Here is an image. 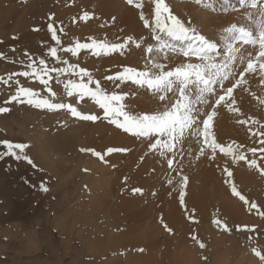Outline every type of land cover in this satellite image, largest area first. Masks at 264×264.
<instances>
[{"label":"rangeland","instance_id":"1","mask_svg":"<svg viewBox=\"0 0 264 264\" xmlns=\"http://www.w3.org/2000/svg\"><path fill=\"white\" fill-rule=\"evenodd\" d=\"M120 1L136 9L128 4L127 0ZM142 2L151 6L149 0ZM165 2L173 14L188 20L185 12L177 13L179 11L172 6L170 0ZM85 10L93 13L95 18L89 21L81 20ZM115 10V15L106 12L96 0H0V107L10 109L6 113H0V140L27 143L29 148L25 151L36 165L33 167L27 161L15 160L11 156L0 159V264H108L114 258L119 260L118 263L112 264H126L124 262L130 259L133 253H137L135 248H126L122 242H118L117 246L105 247L106 238L119 234L128 213L135 217V208L139 205L148 209L153 205V198L158 197L169 185L168 180L172 172L169 174V170L165 172L166 170L162 169L164 161L145 162L147 156L139 155H145L143 149L147 148L146 142L133 137L134 141L131 143L118 142L114 135L111 138L109 132L116 129L115 126L107 121H81L64 111L48 113L27 105L8 103L10 96L15 93L16 85L14 79L8 83L4 81L8 80L10 74L24 70L18 61L26 59L25 52L36 58L47 59L49 65L54 63L48 56V47L55 46L47 27L49 23L55 21L53 27L57 29L64 47L74 44L77 40L88 42L89 37L116 42L120 38H126L127 33L118 37L116 31L112 34L105 32L108 26L112 29L118 28L117 21L122 10L119 6ZM49 14H52L51 19ZM61 28L63 31H60ZM58 55L70 63L86 67L94 79L100 80L102 86L108 90H113L114 86L106 82L105 77L127 66L122 65L124 63L120 67L113 66V60L115 61L118 54H113L115 58L113 57L111 65L106 62L107 56L96 57L85 52H81L77 57H72L70 53ZM121 59L125 60V57L122 56ZM19 79L24 86L47 94L38 81L23 77ZM52 87L57 93V102L74 103L78 110L85 114L102 116L98 105L89 98L77 97L74 100L67 97L63 83L57 85L52 81ZM128 88L129 86L124 91ZM51 136L55 141L53 151L48 144V138H52ZM109 147H126L129 151L108 153ZM254 147H259L258 138ZM81 148L101 152L105 157L104 161L91 152H82ZM4 151L6 148L0 145V152ZM217 154L219 157H225L219 150ZM246 154L249 159L255 158L257 164L264 167V157L259 152L255 157L251 152ZM227 158L232 165L233 175L230 183L227 174L219 173L218 179L228 196L241 203L243 214L232 216V219L226 212V206L229 205L225 202V192L216 197V184L214 186L213 179L205 175L199 179H195L194 175L188 178L190 184L187 183L184 188L186 200L185 206L182 205L185 209H180L179 203L173 208V218L176 219L177 213H181L185 216L186 226H168L164 221L166 213H152L151 218L158 219L154 222L159 225L157 227L160 232H178V235L187 236V246L193 250L192 254L197 255L196 260L192 258L193 264H259V258L254 255L252 249L255 247L264 251V216L258 214L264 211V174L259 168L249 167L245 162L232 163L231 159ZM240 169L248 175V181L240 182L237 177ZM154 184H158V187L154 195H151L149 193H152ZM231 184H235L247 200L260 207L249 211L248 206L232 193ZM41 185L47 186L49 191H42ZM191 185L196 201H200L198 206L187 202ZM197 186L199 187L195 189ZM136 187L143 188L144 193L140 195L133 192L132 189ZM178 188L180 189V186ZM219 197L225 199L224 202H219ZM233 201L228 204H233ZM116 210L117 212H114ZM228 210L230 211V208ZM215 219L227 222L231 231H223L213 223ZM161 221L163 225L160 224ZM168 228L172 231L169 232ZM183 242H180L182 247L185 246ZM199 242H203L205 247H199ZM175 250L173 251L171 246V252L166 253L169 260L167 259L165 264H176ZM214 253L215 259L212 256ZM190 255L191 252L188 253V259L191 258Z\"/></svg>","mask_w":264,"mask_h":264},{"label":"snow or ice","instance_id":"2","mask_svg":"<svg viewBox=\"0 0 264 264\" xmlns=\"http://www.w3.org/2000/svg\"><path fill=\"white\" fill-rule=\"evenodd\" d=\"M127 2L140 10L139 19L147 31V37L135 38L129 35L116 42L89 37L88 42L77 40L74 44L64 47L57 29L53 27L55 21H52L47 27L55 46L48 47V56L54 63L49 65L47 59L36 58L25 52L26 59L18 61L24 70L10 74L8 80L4 81L8 83L14 79L16 85L15 93L10 96L8 103L27 105L48 113L64 111L81 121L105 120L124 134L145 141L148 152L158 153L166 162L169 174L181 171L185 155H192L191 149L186 151L185 148L190 140L199 146V157L210 154L215 159L219 150L225 157H229L232 163L245 162L249 167L259 168L264 174V167L258 165L255 158L249 159L246 154L251 152L255 157L259 152L264 157V131H253V126L264 127L259 120L249 117L238 121L248 124L251 135L258 137V148L244 150L243 145L219 143L213 132L214 118L221 107L233 114H241L235 93L237 89L247 85L248 74L259 73L260 81L264 83V0H238V8L232 6L231 9H224L225 13L229 10H243L241 14L245 23L233 22L221 29L219 36L226 44V50L221 53H217L218 42L208 36L202 26H195L191 20L173 14L165 0H149L152 7L147 15L142 0ZM223 2L229 4V0ZM196 3L212 8L211 3L206 4L205 0H196ZM51 16L52 14H49V19ZM93 18L94 14L88 10L80 17L83 21ZM15 38L14 36L13 39ZM133 46L147 53L144 63L142 66H124L113 75L105 77V81L114 86L113 90L102 86L101 81L94 79L86 67L70 63L58 55L70 53L72 57H77L81 52L96 57L124 55ZM246 46H251V49ZM20 77L38 81L47 94L24 86ZM52 81L57 85L63 83L67 97L74 100L77 97H87L94 101L102 116L85 114L78 110L74 103L57 102V93L53 91ZM122 86H129L128 91H123ZM140 90L150 93L157 100L159 107L143 113L130 108L126 99L137 95ZM8 111V107H0V113ZM0 145L6 148V151L0 152V159L11 156L15 160L23 159L33 167L36 166L25 151L29 148L27 143H13L4 139L0 140ZM81 151L91 152L101 161L105 159L101 152L94 149L81 148ZM128 151L126 147L107 149L108 153ZM223 171L230 183L232 171L227 167ZM168 183L171 184L172 179H169ZM179 183V198L183 205L188 177L181 175ZM41 188L44 192L49 191L47 186L41 185ZM132 191L142 193L143 189L136 187ZM231 191L248 206L249 211L260 207L241 195L235 184H231ZM258 214L264 216V211ZM213 223L225 232L231 231L227 222L215 219ZM168 231L171 232L172 229L168 228ZM199 247L204 248L205 244L199 242ZM252 251L259 258V264H264V251L255 247Z\"/></svg>","mask_w":264,"mask_h":264},{"label":"bare ground","instance_id":"3","mask_svg":"<svg viewBox=\"0 0 264 264\" xmlns=\"http://www.w3.org/2000/svg\"><path fill=\"white\" fill-rule=\"evenodd\" d=\"M96 1L100 3L101 7L106 12H111L114 15L117 13L115 10L117 6H119L122 10V12L119 14V18L117 21L119 24L118 28L112 29L110 26H108V28H105V32L112 34L113 31H116V33H118L117 34L118 37L126 33H127V36L131 35L135 38H138L140 36L147 37L148 35L147 31L143 28L142 21L139 19V11H140L139 9L137 8L133 9L132 7L125 5V3L120 0H96ZM111 1H115V3H112ZM170 2L172 3V6L175 7L179 11L177 12L178 14H182L183 12H185L187 14L186 17H188V20H191L195 26H202L204 32L207 33L208 36L212 37L218 42L217 53H221L226 50L225 41L221 39L219 36L221 29L233 22H236L238 24L245 23V18L241 14L243 10H240V11L229 10L227 13H225L224 11L225 8L231 9L232 6H236L238 8L239 7L238 0H229V4L227 5L224 4L223 0H205L206 4L211 3L212 8L205 7V4H197L196 0H191V2L170 0ZM151 7L152 6L145 5L144 11L146 15L151 11ZM113 14L112 16L114 17ZM116 29H119V30H116ZM246 47L251 49V46H246ZM122 56L123 58L125 57V60L121 59ZM146 56H147L146 52H144L141 49H136L133 46L124 55L118 54L117 58H115L113 54L111 56H107L106 62H109L108 65L113 64L112 59L114 57L115 61L113 60L114 62L113 66L120 67L122 63H124L122 65H127V66H137V65L142 66ZM246 79L248 81L247 85L244 88L237 89L235 93L237 97V106L239 107L241 114L240 115L233 114L232 112H229L225 108L221 107L218 110L217 117L214 118L213 132L215 133L216 138L219 143H223L225 145L235 143L237 145H243L244 149H250V148H255L254 147L255 142L258 137L251 135V133L249 132L248 124H242V123H239L238 121L245 120L251 117L254 120H259L261 125H264V83L260 81L259 73L248 74L246 76ZM126 87L127 86H122V90L124 91ZM125 91H128V89ZM126 103L134 111L141 112V113L145 111H149V110H154L159 107L157 100L154 99L150 93L145 92L144 90H140L135 96H129L126 99ZM253 131H257V132L264 131V127L253 126ZM109 132L111 134V138L113 137L112 135H114V138H116L118 142L131 143V141H134V139L131 137L130 134H124L123 132H120L117 129H111ZM51 137L52 138L50 137L48 138V141H49L48 144L50 146L49 147L50 150L53 151V146L55 144V141L53 140V136ZM185 148H186V151L187 149L190 148L192 151V155L191 156L187 154L185 155L181 171L171 173L170 179H172V183L169 184L167 187H165L162 190V192L158 195V197L153 198L154 200L151 202V204L153 205L149 206L148 209H145L144 207H141L142 205L141 206L139 205L137 209L135 208L136 210L134 212L136 214L135 217L132 216L131 213H128V215L126 216L127 219L125 220V223H123L124 225L122 226L123 228L122 231L119 234L115 235L114 237L110 236L106 238L107 243L105 244L106 245L105 247L117 246L118 242L119 244L122 242V244H124L125 247L131 246L132 249L135 248L134 251H136L137 253H133L130 256V259H128L124 263L143 264L145 262H150L149 264H165L167 259L169 260L168 258L169 256H167L166 258V253L171 252V246H172L173 251L175 249H176L175 251H177V255L175 257L176 264H193L192 262L194 260L192 261V258L196 260L197 255L195 256L194 254H192L193 250L189 246H187V243H186V239H188L187 236H185L184 234L178 235V232L173 233V234L167 233L165 231L160 232L157 227L159 225L156 223L158 219L155 218V220H153L154 218L153 219L151 218L153 212H157V213L164 212L166 213L164 215V219H165L164 221L167 222L168 226L174 225L178 228L180 226H186L185 216L181 215V213L178 212L177 218L176 219L175 217L173 218V215H174L173 208L177 205V203H179L180 209H185L180 203V198H179L180 189L178 187L180 186L179 181L181 180V175H184V176L187 175L188 178L194 175L195 179H199L203 177L204 175L206 177H211L214 181L213 182L214 186L216 184V188H217L216 197H218L219 193L225 192L224 198L227 199V201L225 202H227V205H229V206H226L227 208L226 212L231 217L232 216L238 217V215L243 214V212L241 211L242 208L240 209V207H242L241 203L238 202V200L235 201L234 198L232 199L231 197L228 196L225 189L221 186L220 180L218 179L220 178L219 173L226 174L223 171L225 167H227L229 170L232 171V165L229 164V159L223 156L219 157L218 155L219 153L218 154L216 153L215 159H213L210 154L207 156L199 157L198 156L199 146L195 143V141H192V140H190L185 145ZM146 149H143L145 152V155L139 153V155L147 156V158L145 159V162L149 160H155L157 162L163 163L164 160L163 158L159 156L158 153H149L148 150L146 151ZM165 163L166 162L164 161L162 169L166 170L165 172H167L168 168H167V164L165 166ZM240 167H242V164H240ZM149 172H150V169H149ZM237 173H238L237 177L240 180V182L248 181V175L244 172L243 169H240V171H238ZM152 179H155V178H152ZM145 183H152V182L145 181ZM158 184H154L152 186V191H151L152 193H149V194L154 195L156 187H158ZM198 187L199 186H197L195 189H197ZM201 189H203V186ZM192 192H193V187L191 185V192L187 196V202L190 205H196V206L200 205V201H196L195 199L196 197L194 196ZM221 198L219 197V202H224L225 199L223 200ZM185 200H186V196H185ZM229 201L230 202L233 201L234 203L230 205L228 204ZM228 208H230V211L228 210ZM114 212H117V210ZM168 216L170 220L168 219ZM162 221L160 224H162ZM111 229H113V227ZM161 237L163 238L160 239ZM115 241L117 243H115ZM179 241L181 243L184 241L183 243H185V246L183 245L182 247ZM189 252H191L190 259H188ZM212 256L214 257V259L216 258L215 253ZM125 259H127V255L125 256ZM117 260L119 259L114 258V259H111L109 263L108 262L107 263L108 264L118 263ZM172 260L173 259H171V261Z\"/></svg>","mask_w":264,"mask_h":264}]
</instances>
